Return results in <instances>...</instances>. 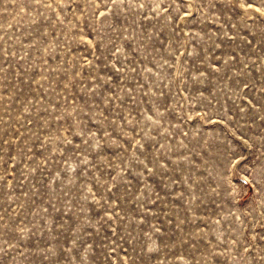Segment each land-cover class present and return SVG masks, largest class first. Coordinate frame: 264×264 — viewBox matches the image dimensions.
I'll return each instance as SVG.
<instances>
[{
  "label": "rangeland",
  "instance_id": "1",
  "mask_svg": "<svg viewBox=\"0 0 264 264\" xmlns=\"http://www.w3.org/2000/svg\"><path fill=\"white\" fill-rule=\"evenodd\" d=\"M0 264H264V0H0Z\"/></svg>",
  "mask_w": 264,
  "mask_h": 264
}]
</instances>
